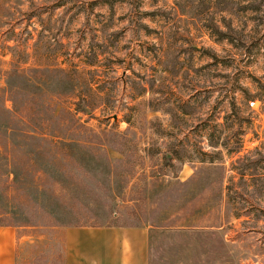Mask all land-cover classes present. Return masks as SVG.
<instances>
[{
    "label": "rangeland",
    "instance_id": "rangeland-1",
    "mask_svg": "<svg viewBox=\"0 0 264 264\" xmlns=\"http://www.w3.org/2000/svg\"><path fill=\"white\" fill-rule=\"evenodd\" d=\"M12 63L36 72L17 135L71 142L0 163L27 264L107 227L147 229L148 264H264V0H0V87Z\"/></svg>",
    "mask_w": 264,
    "mask_h": 264
},
{
    "label": "crops",
    "instance_id": "crops-1",
    "mask_svg": "<svg viewBox=\"0 0 264 264\" xmlns=\"http://www.w3.org/2000/svg\"><path fill=\"white\" fill-rule=\"evenodd\" d=\"M56 235L61 246V264H148V231L143 227H107L91 231L61 228ZM91 237H94L92 242ZM39 246L32 236L20 230L0 227V264H27ZM70 250L76 252L73 263Z\"/></svg>",
    "mask_w": 264,
    "mask_h": 264
},
{
    "label": "trees",
    "instance_id": "trees-1",
    "mask_svg": "<svg viewBox=\"0 0 264 264\" xmlns=\"http://www.w3.org/2000/svg\"><path fill=\"white\" fill-rule=\"evenodd\" d=\"M11 66L12 70L7 74L8 80L17 79L22 83V85L20 83L19 86H14L7 83L5 87H0V128L1 130H3L0 131V149L5 153L4 156H1L2 158L0 160V163L8 166L11 165V162L13 161L10 159L11 151L22 149L20 144L13 143L11 139L15 140V138L20 137L23 140L24 146L40 145L48 148L51 147V151L54 147L65 148L71 144V142L69 143L68 139L66 138L45 134H36L33 131L21 130V133H23V135H17L18 131L17 128L14 127V125H27L28 127L31 126L30 120L34 116L33 113L35 109L33 93L34 86L32 84L33 76L30 74H35L36 72L35 69L20 70L19 64L14 65L12 63ZM56 71L58 75L64 76L65 74L63 70L57 69ZM58 96H62V94L59 92ZM28 142L30 143V145L27 144ZM209 147H211L212 149L217 148L216 145L212 144H210ZM202 154L205 157L210 156L209 154ZM209 162L213 163L214 161L210 160ZM0 227L7 226L0 222Z\"/></svg>",
    "mask_w": 264,
    "mask_h": 264
}]
</instances>
